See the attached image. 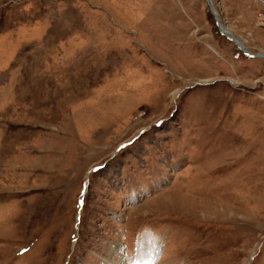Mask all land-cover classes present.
Returning a JSON list of instances; mask_svg holds the SVG:
<instances>
[{"label": "rangeland", "instance_id": "374dc122", "mask_svg": "<svg viewBox=\"0 0 264 264\" xmlns=\"http://www.w3.org/2000/svg\"><path fill=\"white\" fill-rule=\"evenodd\" d=\"M142 254L264 264V59L206 0H0V264Z\"/></svg>", "mask_w": 264, "mask_h": 264}, {"label": "water", "instance_id": "95a60500", "mask_svg": "<svg viewBox=\"0 0 264 264\" xmlns=\"http://www.w3.org/2000/svg\"><path fill=\"white\" fill-rule=\"evenodd\" d=\"M206 2L208 3V7L210 9V11L212 12V14L214 15L218 28L220 30V33L224 36H226L227 38H229L230 41H232L246 56L248 57H252V58H258V57H262V55H258L255 53L250 52L247 48H245L241 42V40L239 38H237L233 33L229 32V31H224V29L221 27V19L218 15V13L216 12L215 8H214V4L212 2V0H206Z\"/></svg>", "mask_w": 264, "mask_h": 264}, {"label": "bare ground", "instance_id": "6f19581e", "mask_svg": "<svg viewBox=\"0 0 264 264\" xmlns=\"http://www.w3.org/2000/svg\"><path fill=\"white\" fill-rule=\"evenodd\" d=\"M213 2V1H212ZM217 12V11H216ZM221 23V22H220ZM221 27L224 29V27L221 25ZM224 31H226L227 32V30H225L224 29ZM243 44V46H244V43H242ZM245 47V46H244ZM245 48H247V47H245ZM248 49V48H247ZM256 54V53H255ZM260 55V54H259ZM263 56V58L262 57H258L257 59H264V55H262ZM250 58H252V57H250ZM144 255H146V253L144 254ZM156 256V255H155ZM146 258V256L145 257H143V254L141 255V258H140V260H138V262H136L137 264H146L145 263V259Z\"/></svg>", "mask_w": 264, "mask_h": 264}, {"label": "crops", "instance_id": "0c3cea01", "mask_svg": "<svg viewBox=\"0 0 264 264\" xmlns=\"http://www.w3.org/2000/svg\"><path fill=\"white\" fill-rule=\"evenodd\" d=\"M258 47L261 49L262 53H264V32L261 34ZM237 37V35H235ZM238 38V37H237Z\"/></svg>", "mask_w": 264, "mask_h": 264}]
</instances>
